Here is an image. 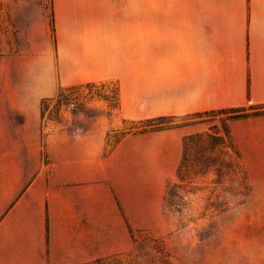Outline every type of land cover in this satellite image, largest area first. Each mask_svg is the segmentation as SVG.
Segmentation results:
<instances>
[{"label": "crops", "instance_id": "0c3cea01", "mask_svg": "<svg viewBox=\"0 0 264 264\" xmlns=\"http://www.w3.org/2000/svg\"><path fill=\"white\" fill-rule=\"evenodd\" d=\"M51 1L53 34L44 5L27 34L28 67L48 81L8 100L21 128H0V264L99 259L93 186L109 177L100 169L131 160L129 138L106 148L112 126L264 105V0ZM102 82L115 83L119 97L108 125L98 118L96 127L72 132L43 127V98ZM186 134L174 128L138 138L155 140V155L168 146L161 139L173 137L179 159ZM232 139L242 152L264 147V114L235 119Z\"/></svg>", "mask_w": 264, "mask_h": 264}, {"label": "rangeland", "instance_id": "374dc122", "mask_svg": "<svg viewBox=\"0 0 264 264\" xmlns=\"http://www.w3.org/2000/svg\"><path fill=\"white\" fill-rule=\"evenodd\" d=\"M40 5L51 20V0H0V128H21L19 111L8 100L32 96L36 83L48 81V74L28 67V26ZM118 107L115 83L63 88L42 99L43 127L72 132L96 127L98 118L104 127ZM244 112L264 114V105L161 119L187 131L179 159L173 137L161 139L168 146L154 155L156 141L138 136L158 131L134 133L148 119L112 126L106 148L129 138L131 160L100 169L109 173L93 186L101 252L88 264H264V147L242 152L232 139V123L240 119L234 116Z\"/></svg>", "mask_w": 264, "mask_h": 264}, {"label": "trees", "instance_id": "16d2710c", "mask_svg": "<svg viewBox=\"0 0 264 264\" xmlns=\"http://www.w3.org/2000/svg\"><path fill=\"white\" fill-rule=\"evenodd\" d=\"M51 26H52V30L54 31L53 19H51ZM257 114H260V112H254V113L244 112V113L234 116V118L248 117L250 115H257ZM168 117H172V116H159L156 118L148 119L145 123L142 124L141 128L135 131L134 133H147L151 131H161V130L174 128L172 124H162L161 119L168 118ZM129 133L130 132H127V134ZM192 138H193V135L186 136L185 141L186 142L190 141ZM219 139L222 140L223 138H221L220 136ZM229 147L232 148V150L237 155V157H240V153L237 150V148L233 145V143L229 144ZM180 171H181V168H180Z\"/></svg>", "mask_w": 264, "mask_h": 264}]
</instances>
